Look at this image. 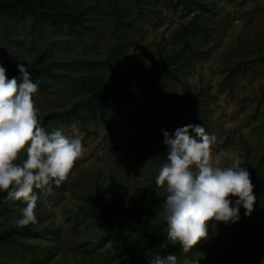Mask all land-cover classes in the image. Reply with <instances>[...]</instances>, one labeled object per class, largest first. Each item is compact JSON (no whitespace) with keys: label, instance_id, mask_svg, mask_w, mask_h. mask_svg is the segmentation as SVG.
<instances>
[{"label":"rangeland","instance_id":"rangeland-1","mask_svg":"<svg viewBox=\"0 0 264 264\" xmlns=\"http://www.w3.org/2000/svg\"><path fill=\"white\" fill-rule=\"evenodd\" d=\"M58 9L64 16L45 19L36 35L30 34L28 12L26 19L10 18V26L0 23V51L3 35L16 41L0 56L6 69L28 66L45 51L44 62H56V72L44 75L45 92L33 95L38 119L87 94L89 82L85 89L78 87L80 75L93 71L103 78L122 77L135 64L144 69L154 64L158 51H179L177 34L187 27L192 50L176 59L160 86L177 97L197 96L200 122L189 104L182 107L140 92L116 104L108 125L87 112L81 119L49 123L46 131L60 128L79 135L82 156L59 186L37 190V223L18 225L24 204L2 202L0 264H136L105 239V225L89 214L95 208L89 197L111 206L114 184L120 214L129 221L128 209L146 197L166 161L162 130L171 135L187 124H200L215 136L211 157L220 166L229 165L233 154L241 157L256 201L249 216L240 208L237 223L258 242L264 263V200L256 182L264 180V60H253L264 56V0H69ZM246 59L251 62L245 64ZM159 188L163 198L152 208V224L163 219L167 192ZM173 243L178 242L167 239L166 228L148 258ZM169 254L177 264H249L248 251L222 222L210 223L209 238L187 252L181 247Z\"/></svg>","mask_w":264,"mask_h":264},{"label":"clouds","instance_id":"clouds-1","mask_svg":"<svg viewBox=\"0 0 264 264\" xmlns=\"http://www.w3.org/2000/svg\"><path fill=\"white\" fill-rule=\"evenodd\" d=\"M16 67L19 83L17 77H7L0 64V193L24 204L16 223L27 226L37 223V190L51 192L53 185L65 181L83 145L79 135L41 126L33 101L38 84L27 66ZM162 135L166 161L155 176V184L167 192L162 218L167 239L187 252L209 238L210 223L234 224L240 220V208L249 216L256 201L254 185L239 154H233L227 166L213 161L210 146L216 138L202 125L187 124L171 135L162 130ZM152 264H177V258L157 252Z\"/></svg>","mask_w":264,"mask_h":264},{"label":"trees","instance_id":"trees-1","mask_svg":"<svg viewBox=\"0 0 264 264\" xmlns=\"http://www.w3.org/2000/svg\"><path fill=\"white\" fill-rule=\"evenodd\" d=\"M63 3H69V0H0V23L5 27L10 26V18L15 20L26 19L25 14L28 12L32 18L29 24L30 34L36 35L40 33L43 26L42 22H46L45 19L54 22L58 16H64V13L58 9V6ZM0 28H2L1 25ZM5 31L7 30L5 29ZM189 33L187 27H182L177 34V39L182 41L181 49L179 51L174 50L172 55L162 54L158 51L156 62L146 69L140 67L139 64H135L133 70L122 77L103 78L93 74V71L80 75L78 77V87L85 89L86 83L89 82L90 88L87 94L83 98L74 101L67 108L52 110L42 115L38 119L41 126L46 129V126L52 122L81 119L84 112L97 116L101 122L108 125L116 104L130 99L140 92L182 107L189 104L196 115V120L200 122V106L197 96L177 97L166 92L160 86L161 80L169 75L176 59H179L185 51L192 50L188 40ZM3 39L5 47L3 45L0 56H6L8 52L6 46L16 42L9 39L6 34L3 35ZM46 54V51L38 53L27 66L33 82L38 84L37 92L39 93L45 92L44 75L51 76L56 72L54 70L56 62H44ZM253 60L261 62L264 60V56ZM250 62L246 59L245 64ZM19 75L16 66L6 69V76L9 78L17 77L18 83ZM72 80L77 81L76 79ZM256 182L261 187L264 200V180L259 179ZM110 189L112 205H106L100 197H89V201L95 207L89 210V214L96 221L105 225L107 229L105 239L113 241L117 249L129 254L136 264H152V260L148 258L150 249L153 247L155 240L164 236L167 228L163 219L158 220L155 224L151 223L152 208L163 198L159 186L153 183L149 187L146 197L139 204L128 209L129 221H125L122 214H120L121 200L118 197L116 186L111 184ZM6 196V192L0 193V205L7 199ZM228 225L233 239L248 251L249 264H264L261 259L262 250L251 234L246 232L237 222ZM180 248L179 243L170 244L163 248L161 256H167L171 251Z\"/></svg>","mask_w":264,"mask_h":264}]
</instances>
